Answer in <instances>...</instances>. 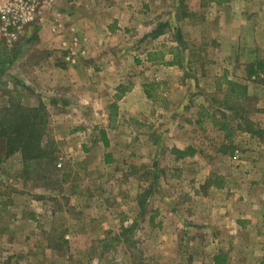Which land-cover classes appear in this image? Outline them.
<instances>
[{
	"label": "rangeland",
	"instance_id": "1",
	"mask_svg": "<svg viewBox=\"0 0 264 264\" xmlns=\"http://www.w3.org/2000/svg\"><path fill=\"white\" fill-rule=\"evenodd\" d=\"M256 1L263 9L254 18L261 31L251 34L248 41L255 52L251 64L232 65L236 68L232 73L222 72V65L215 64L223 43L217 42L215 18L194 15L189 18L194 23L187 25L186 30L173 21L172 30L165 38L177 42L180 35L179 44L182 51L186 50L184 68L162 71L159 78L165 81L163 85L152 83L149 65L131 64L126 70L131 77L140 74L145 88L154 94L153 105L163 110L156 119L158 126L152 121L142 123L130 117L131 124H115L104 130V134L100 128L87 127L84 121L69 123L72 103L38 77L42 61L56 49L37 34L46 21L21 26L10 40L0 34V53L10 58L5 72L0 74V109L17 103L24 107L43 104L48 115L41 141L47 154L41 159L23 163L18 151L5 155L6 139L0 138V226H8L7 232L0 233V264H211V256L218 248L232 250L238 257L231 256L229 261L241 264L239 260L245 252L241 242L250 241L252 236H238L237 230L232 232L236 236L215 242L216 236H206L209 233L197 221L185 229L169 223L172 218L161 208L167 196L158 190L167 178L164 168L172 172L184 170L188 164H176L172 160L170 145L161 141L159 122L169 120L165 107L172 108L170 112L176 117L177 108H188V102L199 104L205 100L212 112L207 120L213 122L214 117L217 123H227L229 135L222 130V140L215 132L216 144L208 143L205 147L211 157L216 149L222 152L221 160L209 163L210 168L212 163L222 168L224 175L211 170L208 176L201 177L204 186H209L215 178L222 185L227 181L226 189L211 194L203 187V192L208 191L215 204L238 196L243 199L248 189L244 178L252 163L250 154L257 151L258 142L264 144V77L257 74L250 79L248 93L238 101L225 95L230 92L227 80L243 84L246 72L250 69L258 72L257 61L262 62L260 72L264 73V0ZM197 3L201 5L199 14L208 11L209 0ZM197 21H200L198 26ZM78 48L76 45L73 50ZM89 51L92 52V45ZM84 52L85 47L77 51ZM97 53L100 52L95 49ZM109 53L110 46L105 49V54ZM125 55L145 56L143 50ZM166 55L170 57L169 53ZM203 72L205 81L198 80L197 74ZM215 72L222 74L217 76ZM133 84L131 78L125 80L117 87L118 94L113 100ZM144 102L148 101L143 99ZM111 108V114L117 115L115 108ZM135 119L141 125H135ZM149 124L153 126L145 127ZM250 134L257 139L251 140ZM125 137L129 141L122 144ZM146 141L163 145H148ZM106 154L112 158L109 162ZM159 169L163 174L157 176L155 170ZM178 179L175 177L174 182ZM203 217L199 213L195 220ZM251 243L246 249H251ZM256 252L258 257L252 251L251 261L260 264L264 260V243Z\"/></svg>",
	"mask_w": 264,
	"mask_h": 264
},
{
	"label": "crops",
	"instance_id": "2",
	"mask_svg": "<svg viewBox=\"0 0 264 264\" xmlns=\"http://www.w3.org/2000/svg\"><path fill=\"white\" fill-rule=\"evenodd\" d=\"M196 1L200 0H59V3L55 1L51 14L46 13L50 15V21H46L37 34L43 38L44 42L56 49L51 56L42 61V67L40 71H37V75L48 85L53 86L60 96L72 103L69 123L84 121L87 127L100 128L102 133L115 124L119 126L131 124L130 117H136L142 123L152 121L155 126H158L156 119L161 117L159 113L163 110L153 105L154 94L150 89L145 88L146 85L143 84L140 74L131 77L126 70L131 64L149 65L152 83L163 85L165 81L159 78L162 71L170 69L165 70L170 72L174 68H184L187 61L184 57L186 51L184 49L180 65L167 64L172 60V56L169 54V57L166 54L170 48L179 44L175 42V39L169 41L165 38L172 30L170 26L173 21H177L179 26H183L186 30L187 25L194 23L189 19L194 15L215 18L213 25H216L217 42L223 41L218 48L222 56L219 55L215 64L219 66L221 64L222 72L226 73L227 70L231 73L236 71L232 65L251 64L255 52L248 41L251 34L261 31L256 26L254 18L262 11L263 6L257 5L256 0H209L208 11L205 9L199 14L201 5L200 3L196 5ZM57 22L61 28L57 26L55 29L52 24ZM196 23L198 26L200 21ZM71 34L77 38L72 49L77 45L78 49L85 47L86 52L80 55L76 49V51L73 50V54L70 53L72 51L69 45ZM89 45L90 47L92 45V52H88ZM109 46L110 53L106 55L105 49ZM95 49L100 53L95 55ZM138 50H143L145 56L138 58L134 55L129 58L125 55L126 52L134 54V51ZM161 50L167 53H162ZM258 51L260 52L261 49L259 48ZM258 63L262 64L261 61L256 62ZM197 65L199 66L200 63ZM261 69H258L257 73L254 70L251 74L249 72L252 69L248 73L243 72L245 79L243 78L242 85L246 87L245 95L248 93L250 79L255 78L257 74L264 77V73L260 72ZM222 72L215 73L219 76ZM205 76L203 72L196 77L198 80L205 81ZM130 78L134 82L133 86L123 90L119 98H115L114 101L113 96L118 94L117 87ZM223 78L227 80L229 77ZM165 79L171 80V78ZM200 91L205 93V90ZM229 93H226V96ZM143 99L148 102L143 103ZM188 106V108L185 106L177 108L176 117L170 112L172 108L165 107V114L169 120L159 122L161 123L159 133L162 136L161 141L170 145L169 154L172 160L176 164L181 162L188 164V168L184 170L175 169L169 172L164 168L167 178L158 190L163 191L167 200L162 202L161 208H165L172 218L169 223L173 224V227L179 226L185 229L197 221L200 223L199 227L209 233L206 236H216L215 242L222 238L230 239L228 236H236L232 232L237 230L240 232L238 236H252L250 241L241 242L245 252L243 258L241 257L242 261L239 260V262L255 264L251 261L254 258L252 251L257 253L258 257L257 248L264 243V144L258 142L259 148L257 147V151L250 154L249 160L252 163L249 165L250 168L245 170L244 178L248 189L243 199L238 196L215 204L216 201L212 200V195L207 193L208 191L203 192V187H207L212 194L213 191L226 189L227 181L220 187L213 183L204 186L205 181L201 177L208 176L211 170L224 175L222 168L213 163L210 168L209 163L212 162L211 160H221L224 155L216 149L217 152L211 157L207 154L205 147L208 143L216 144L213 138L215 132L216 135L221 136L222 140L225 133L220 134L222 132L220 122H215L214 117L213 122L207 120L212 117V112L209 111L210 108L205 100L199 101V104L193 101L188 102ZM111 107L115 108L117 115L111 114L113 110ZM138 120H133L135 125H141L137 123ZM151 126L153 124L145 127L151 128ZM252 136L250 134L251 140L257 139ZM128 141L129 139L125 137L122 144ZM102 144L104 146L103 142ZM145 144L163 145L158 141H146ZM187 148H192L193 153L184 157H179L175 153V150ZM109 155L106 154L107 162L112 159ZM155 174L160 176L163 170H155ZM175 177L180 178L176 183ZM128 193L132 191L129 190ZM199 213L204 215L200 221L195 220V215ZM12 225L15 227V224ZM7 231V224L0 226V233ZM250 243L251 249H246ZM231 251L216 249L211 256V264H215V257H223V264H232L229 261L231 256L232 258L238 256Z\"/></svg>",
	"mask_w": 264,
	"mask_h": 264
},
{
	"label": "trees",
	"instance_id": "3",
	"mask_svg": "<svg viewBox=\"0 0 264 264\" xmlns=\"http://www.w3.org/2000/svg\"><path fill=\"white\" fill-rule=\"evenodd\" d=\"M177 43L181 40L178 34ZM168 53L172 56V60L167 64L180 65L182 57V48L180 44L170 48ZM10 58L0 53V74L4 73L6 68L5 64H9ZM256 69H261L260 63L256 65ZM254 71L251 70L250 74ZM230 85L229 95H225L228 99L232 97L238 101L246 93V87L242 84L233 81H227ZM118 97V96H117ZM47 111L43 104H39L36 107H24L20 103L11 104L6 108L0 109V138L6 139L5 155H10L16 151L20 152L23 163L30 160H36L43 158L47 152L42 145V136L47 124ZM220 128L225 131V135H229L227 130V123L222 122L219 124ZM104 134V133H103ZM106 145V144H105ZM175 153L179 157H184L193 153L191 148L185 150H175ZM1 161V159H0ZM215 186L220 187L221 183H218L216 178L212 182ZM215 264H223V257H215ZM264 264V260L260 262Z\"/></svg>",
	"mask_w": 264,
	"mask_h": 264
},
{
	"label": "built area",
	"instance_id": "4",
	"mask_svg": "<svg viewBox=\"0 0 264 264\" xmlns=\"http://www.w3.org/2000/svg\"><path fill=\"white\" fill-rule=\"evenodd\" d=\"M56 0H0V34L10 40L15 32L23 25L34 21H50L51 9ZM51 14V13H50ZM53 23L52 27H60V24ZM61 28V27H60ZM71 31H73L71 29ZM77 38L70 36V53L73 54V43ZM60 165V163L58 164Z\"/></svg>",
	"mask_w": 264,
	"mask_h": 264
}]
</instances>
